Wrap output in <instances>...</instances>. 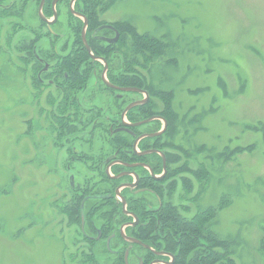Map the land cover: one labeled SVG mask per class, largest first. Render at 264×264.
I'll return each mask as SVG.
<instances>
[{
  "label": "rangeland",
  "instance_id": "1",
  "mask_svg": "<svg viewBox=\"0 0 264 264\" xmlns=\"http://www.w3.org/2000/svg\"><path fill=\"white\" fill-rule=\"evenodd\" d=\"M113 1L106 21L129 20L166 44L152 59L130 56L175 94V143L199 174V206L212 209L235 264H264V0ZM17 21L38 25L35 6L22 20L0 18V264H92L64 203L69 157L42 110L46 93L35 100L30 73L18 69L29 32L8 40Z\"/></svg>",
  "mask_w": 264,
  "mask_h": 264
},
{
  "label": "flooded vegetation",
  "instance_id": "2",
  "mask_svg": "<svg viewBox=\"0 0 264 264\" xmlns=\"http://www.w3.org/2000/svg\"><path fill=\"white\" fill-rule=\"evenodd\" d=\"M16 1L23 16L7 10L3 19L22 20L28 4L36 8L38 25L13 23L29 32L17 45L18 69L30 73L35 100L46 93L42 110L69 157L64 203L75 212L92 264H226L219 229L199 218L207 208L199 206L197 177L175 143L164 105L147 88L125 84L133 74L117 21L93 13L90 0ZM62 22L65 29L57 32ZM101 97L103 106L95 103ZM59 127L76 131L59 135ZM75 172L81 182H74Z\"/></svg>",
  "mask_w": 264,
  "mask_h": 264
},
{
  "label": "trees",
  "instance_id": "3",
  "mask_svg": "<svg viewBox=\"0 0 264 264\" xmlns=\"http://www.w3.org/2000/svg\"><path fill=\"white\" fill-rule=\"evenodd\" d=\"M6 1L7 0H0V4L1 3L6 4ZM12 1H13V5L11 4L8 8L7 6H5L4 10L1 8V5H0V18H3L5 14H8L6 12L7 10L12 15H15L16 17L23 16L24 8H22L21 11L17 10L16 4H14L16 0H12ZM90 1L91 3H94L96 6L94 9H92L93 13H98V11L105 12L114 3L113 0H90ZM114 24L118 27V29L122 33L121 43L125 44V48L127 50L125 55H126L127 66L129 67L128 72L133 74L132 76L128 77L125 80V84L138 85V86L145 87L162 102L167 113L169 114L171 118L172 130L175 136V133L177 132V129L181 123V120L179 119V114L173 108V99L175 97L174 92L172 90L167 91V90L158 89L155 85L151 84L143 74H139V73L136 74V69L134 67L137 62H136L135 57L130 56V53H134V54L136 53L139 55H143V57L149 60L156 56L161 55L163 53L162 52L163 48H166V44L161 39L157 38L154 35H151L149 33L143 34L139 32L137 26L129 20L117 21ZM24 28L25 26L22 23L21 24L15 23L13 25V29H14L13 34L17 31L19 32L20 30ZM10 36H12V34H10ZM10 36L9 38H11ZM41 36L42 34H38L34 41L38 40L39 37ZM93 50L95 53H97L95 46H93ZM84 52H85L86 57L90 56L86 51ZM56 131L58 132L59 135H63L65 133L73 132L76 130L75 129L74 130L65 129V128L59 127L58 129H56ZM177 147L180 148V146H177ZM181 152L186 154L184 150L182 149H181ZM193 175L196 177L197 176L199 177V174L195 175L193 173ZM190 187L192 188L191 183H187L188 190H191ZM69 214H70L72 224L75 223L76 219L74 218V214H75L74 210L71 211L69 209ZM214 215L215 214L213 213L212 209H206L203 214L199 215V218L209 220L211 224H214L215 223ZM226 245H229L228 239L227 240L222 239V246L224 248L223 256L228 261L226 264H235V259L230 255L229 250H225ZM93 261H94V258L92 256H86L87 263L88 262L93 263Z\"/></svg>",
  "mask_w": 264,
  "mask_h": 264
},
{
  "label": "water",
  "instance_id": "4",
  "mask_svg": "<svg viewBox=\"0 0 264 264\" xmlns=\"http://www.w3.org/2000/svg\"><path fill=\"white\" fill-rule=\"evenodd\" d=\"M40 12H41V16L43 17L44 16V14H43V11H42V6H41V8H40ZM45 17V16H44ZM43 17V18H44ZM45 19V18H44ZM86 36H85V31H84V38H85ZM85 40H86V38H85ZM88 48H89V46H88ZM89 50H90V48H89ZM94 57H96V56H94Z\"/></svg>",
  "mask_w": 264,
  "mask_h": 264
}]
</instances>
